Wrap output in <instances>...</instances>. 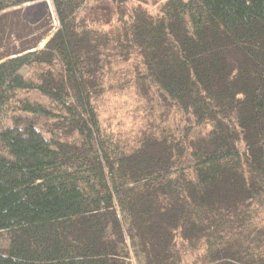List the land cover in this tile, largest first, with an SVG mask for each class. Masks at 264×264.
<instances>
[{
  "label": "trees",
  "instance_id": "trees-1",
  "mask_svg": "<svg viewBox=\"0 0 264 264\" xmlns=\"http://www.w3.org/2000/svg\"><path fill=\"white\" fill-rule=\"evenodd\" d=\"M35 1L0 0V29L27 39L0 56V264H129L116 196L148 264H180L178 236L203 264H264V0H168L109 32L80 25L83 0H52L60 28L40 50L4 12ZM134 57L135 94L185 123L128 150L97 102Z\"/></svg>",
  "mask_w": 264,
  "mask_h": 264
},
{
  "label": "rangeland",
  "instance_id": "rangeland-1",
  "mask_svg": "<svg viewBox=\"0 0 264 264\" xmlns=\"http://www.w3.org/2000/svg\"><path fill=\"white\" fill-rule=\"evenodd\" d=\"M14 1L7 0L8 3ZM83 1V6L76 14V19L80 25H85L89 29L92 28L97 31L109 32L120 25L122 15L125 21H129L133 13L139 9L147 11L152 16H160L162 7L168 0ZM14 10L19 11L20 19L26 25L32 27V38H42L37 50L43 49L60 28L52 0L28 2L21 6L9 8L4 12L10 13ZM24 40L27 41V39ZM24 40H19L18 35L13 33V28L5 23L3 28L0 29V56L12 48L20 50L21 43ZM138 63L139 58L134 57L130 62L123 63L121 67L117 68L124 69L121 75L125 78L122 80L117 78L114 81L108 80L107 88L109 89L102 100L97 102L100 104V124L104 135L112 141H120L128 146V150L136 148L138 144L140 145V141L143 139L142 132H152L154 127H159V125L163 127L167 123L174 130L181 131L185 123L183 116L178 112L176 113L174 109L166 111L157 107L155 113L152 114L150 108L151 106L154 107L152 103L156 104V102L144 101L139 95L135 94L134 70ZM35 72L34 69L26 68L22 71V74L30 78L34 76ZM163 114L166 115L162 118ZM165 117L167 118L164 121H167V123L163 124L162 120ZM37 127L41 131H45L46 124L40 121L37 123ZM45 135L49 137L48 134ZM106 174L112 190L114 191L115 186L121 189L125 181L112 176L108 171H106ZM115 210L124 233V255L127 257L129 264H148L147 250L143 248L136 232L132 229L128 214L120 205L117 196L115 198ZM259 218L262 221L261 216ZM260 220L258 222H261ZM262 223L264 222L262 221ZM9 238V232H0V252H4L8 248ZM175 244L182 257L180 264H203L205 256L203 250H196L179 236L176 238Z\"/></svg>",
  "mask_w": 264,
  "mask_h": 264
}]
</instances>
